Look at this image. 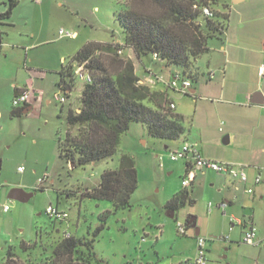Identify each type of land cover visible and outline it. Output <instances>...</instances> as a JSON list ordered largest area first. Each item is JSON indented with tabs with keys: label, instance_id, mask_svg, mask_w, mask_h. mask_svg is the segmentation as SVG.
<instances>
[{
	"label": "rangeland",
	"instance_id": "374dc122",
	"mask_svg": "<svg viewBox=\"0 0 264 264\" xmlns=\"http://www.w3.org/2000/svg\"><path fill=\"white\" fill-rule=\"evenodd\" d=\"M5 4L6 0H0L3 11ZM138 4L137 0H19L8 22H21V26L14 30L1 28L5 45L14 39L26 45L36 41L37 47L28 52L27 64L44 72L46 77L40 84L43 87L41 91L45 93L43 99H49L50 103L43 101L34 104L27 113L11 115L12 101L8 102L3 97L4 92L0 91V147L3 145L2 152L5 151L0 184H7L0 189V196L4 195L10 207L6 215L2 214L0 207V261L9 246L22 258L30 255L33 260L44 261L51 256L49 250L54 241L63 234H69L92 242L89 249L100 261L98 264H170V260L175 264H188V260L192 261L195 257L191 255L194 228H187L186 235L179 236L177 224L186 226L187 212L190 211L197 218V228L206 229L210 218L206 207L209 202L213 203V212L222 215L215 208L217 200L202 194L194 197L190 206L174 211V218L167 215L165 205L181 187L184 161H171L169 151L173 144L150 137L142 123L130 124L129 130L121 135L118 150L111 158L72 167L59 157L57 138L68 127L67 110L77 107L82 82L75 80L60 111L61 105L53 99L55 94L62 95L54 69L67 65L70 58L87 43L120 41L122 28L118 13L131 6H145ZM17 30L25 33L22 38ZM33 33L34 40L31 39ZM70 34L74 36L70 37ZM120 57H129L138 64L131 51H122ZM21 58H24L23 53ZM205 58L201 55L198 62ZM9 60V64L15 66V56H10ZM141 62L152 70L155 77L160 78L151 86L156 90L163 89V78L167 80L171 71L175 70L172 66L165 67L164 63L152 60L150 55L141 57ZM198 64L193 67V72L198 75L194 86L200 81ZM137 75L145 77L142 71H137ZM173 97L177 105L181 103V96L173 94ZM184 108L189 109L185 104ZM143 141L147 143L143 144ZM164 146H169V149ZM122 154L134 159L137 188L129 199V207L114 212L110 202L89 199L83 194L98 185L103 171L118 167ZM18 167L24 171L18 173ZM39 179L44 180L42 190L37 189ZM23 181L28 185V190L24 191L33 194L29 201L21 203L7 199L11 189L19 188L11 185ZM188 190L191 193L190 187ZM238 194L240 198L245 197L242 192ZM50 205L68 215L65 221H55L46 215L45 209ZM254 207L259 209L260 204L255 203ZM229 226L228 222L225 228L213 225L214 233L207 236L201 233L200 238L206 240L207 264H234V260L236 264H264V253L258 258L256 250L233 241ZM39 232L40 237L37 236ZM22 241L32 246L22 251ZM40 242L48 245L47 251L38 246ZM229 245L238 250L233 254V249H228ZM261 248L264 250V246ZM81 250L87 253L86 248ZM91 264L97 263L91 261Z\"/></svg>",
	"mask_w": 264,
	"mask_h": 264
},
{
	"label": "trees",
	"instance_id": "16d2710c",
	"mask_svg": "<svg viewBox=\"0 0 264 264\" xmlns=\"http://www.w3.org/2000/svg\"><path fill=\"white\" fill-rule=\"evenodd\" d=\"M137 1L145 6H131L125 12L118 13L122 28L120 41L87 43L58 72L57 86L62 92L59 96L64 99L56 101L61 105L60 111L75 80L82 82L77 107L67 110L68 127L57 138L59 157L72 167L113 157L118 150L121 135L129 130L133 122L142 123L150 137L161 141H177L186 133L182 117L175 113L172 95L178 93L190 96L188 91H181L182 82H190L188 89L198 82V75L193 72L194 64L199 56L207 52L209 40L222 37L226 30L227 16L215 11L221 0ZM18 2L6 1V9L0 13V26L10 18ZM205 8L212 11V17L203 14ZM2 36L0 31V52ZM124 50L131 51L140 65L141 57L150 55L152 60L164 63L165 67H174L170 77L167 80L163 78V89L156 90L144 83L145 78H139L136 74L135 61L129 57H120ZM77 68L82 69L83 78L75 73ZM146 75L153 79L155 77L152 70H148ZM87 76L90 81H87ZM173 79L177 82L176 88L171 86ZM171 104L174 108L170 107ZM27 108L28 105L13 108L11 115H17ZM186 167L187 164L185 173ZM187 187L175 193L165 208L177 211L193 204ZM136 188L134 159L128 154H122L118 167L103 171L98 185L86 191L83 197L108 201L115 212L129 207V199ZM37 189L42 190L41 185ZM192 218H187L185 233L177 232L179 236L186 235L187 228L194 223L192 221L187 224ZM37 236L40 237L41 233H37ZM91 244L63 234L54 241L49 250L51 256L44 261L33 260L30 255L22 258L8 247L5 259L0 264H91V261L98 264L100 261L95 259L89 249ZM31 246L23 241L20 244L22 251ZM38 246L44 251L49 248L41 242ZM82 248H86L87 253Z\"/></svg>",
	"mask_w": 264,
	"mask_h": 264
},
{
	"label": "crops",
	"instance_id": "0c3cea01",
	"mask_svg": "<svg viewBox=\"0 0 264 264\" xmlns=\"http://www.w3.org/2000/svg\"><path fill=\"white\" fill-rule=\"evenodd\" d=\"M17 6L12 11L10 20ZM4 11L0 9V13ZM215 11L226 14V30L220 39L208 41V50L203 54L206 56L203 61L198 62L200 56L197 58L195 63H199L200 81L189 89L190 96L175 93L181 96V103L177 105L172 95L175 113L182 117L186 133L179 140L170 142L173 146L169 152L178 149L184 143L192 144L196 146L202 158L242 167L248 177V182L243 184L228 175L218 174L211 170L196 172L195 179L188 185L192 200L198 194L217 200L215 208L222 215L213 212V203L209 202L212 208L208 212V203L206 207L210 218L206 229L201 227L198 229L197 218L193 216L194 219H191V222L194 221L195 226L191 228H194L195 238H192V257L195 256L197 249L196 238L200 237L201 233L206 236L210 235L215 232L211 226L221 225L225 228L228 222L230 223V235L236 243L243 244V234L250 227L255 229L260 244L244 245L256 250L259 258L264 253L261 248L264 246V187L263 185L254 186L253 179L258 173L264 174V104L252 103L251 99L256 92H261L264 99V78L258 75L259 67L264 65V0H221ZM9 19L2 23L0 31L3 26L8 27V30L21 26V22H8ZM8 30L6 29L5 32L8 33ZM22 30H17L20 38L22 34H25ZM34 37V33L31 34V39L34 40ZM35 47H37L36 41L34 44L26 45L23 41L14 39L8 45L1 43L0 52V91L4 92L3 97L11 102L17 93L30 88L34 96L41 94V101L33 100L27 104L30 110L34 104H40L43 101L46 104L50 103L49 99H43L45 93L41 91L43 87L40 84L46 77L44 72L27 64L28 52ZM22 53L24 58H21ZM10 56H15V66L12 63L9 64ZM21 63H23V68H21ZM140 63L141 65L138 63L140 66L135 64L136 74L137 71H142L146 79V72L150 69L145 67L141 60ZM61 68L54 69V71L58 74ZM184 104L190 110L185 109ZM1 117L2 112L0 111ZM146 143L143 141V144ZM2 147L3 145L0 147V175L2 159L5 155ZM164 148L169 149V146H164ZM185 166L184 162L182 179L185 176ZM17 170L18 173L24 171L20 167ZM43 181L42 179V183ZM6 185L0 184V189ZM11 186L28 190L25 181ZM250 187H253V193L247 194L246 189ZM181 189L182 186L177 192ZM239 192H242L245 197L240 198L239 194L236 195ZM255 203L260 204L259 209L254 207ZM6 204L4 195L1 194L0 207L3 215L10 211L3 210L2 207ZM55 208L58 210L57 207ZM166 212L167 215L173 214L172 218L176 214L168 209ZM190 213V211L187 212L186 218L192 216ZM196 232L198 235L195 234ZM70 236L65 234V237ZM228 249H233V254L238 250L232 245H229ZM4 259L5 254L0 263ZM169 263L175 264L172 260ZM234 264H236L235 260Z\"/></svg>",
	"mask_w": 264,
	"mask_h": 264
},
{
	"label": "built area",
	"instance_id": "2783aa9c",
	"mask_svg": "<svg viewBox=\"0 0 264 264\" xmlns=\"http://www.w3.org/2000/svg\"><path fill=\"white\" fill-rule=\"evenodd\" d=\"M203 14L207 17H212L213 13L211 10L205 8L203 9ZM62 33V32H60ZM70 37H73L74 34H70ZM75 73L79 75L81 78L84 77L82 75V69L77 68ZM258 75L260 78H264V65H261L258 69ZM87 81H90V78L87 76ZM160 79H153L150 75L144 79V83L154 86L156 83H158ZM140 83H143L140 82ZM172 87H177V82L175 79L171 82ZM190 82L188 80H184L182 82L181 91H189ZM55 101H63V97H60L59 95H54ZM33 100L41 101V94L34 96V92L28 88L20 91L17 93L14 98L12 99V107L13 108H21L24 105L29 104ZM171 108H174V105H170ZM169 157L171 161H179L183 160L186 164V173L184 178L181 181L182 187H187L194 179L195 174L198 171L202 170H211L218 174L228 175L234 179L239 180V182L245 184L248 182V177L245 171L242 167H238L232 164H225V163H218L212 160L204 159L200 156L198 149L195 145L184 143L181 145L178 149L169 152ZM42 184V179L38 180V185ZM253 185H263L264 187V174L258 173L254 179H253ZM247 194L253 193V187L246 189ZM212 208V204H208V212H210ZM10 207L8 204L3 206L4 211H9ZM46 215H48L50 218L54 220H65L67 218V214L65 212H59L56 208H53L52 206L46 208L45 210ZM237 223H240L237 221ZM177 232L179 234L185 233V228L182 224H177ZM242 243L246 245H259L260 242L257 238V234L254 228L250 227L242 236ZM196 254L192 261H190L188 264H207L206 260V250H205V244L206 240L200 237L196 238Z\"/></svg>",
	"mask_w": 264,
	"mask_h": 264
},
{
	"label": "water",
	"instance_id": "95a60500",
	"mask_svg": "<svg viewBox=\"0 0 264 264\" xmlns=\"http://www.w3.org/2000/svg\"><path fill=\"white\" fill-rule=\"evenodd\" d=\"M251 102L252 103H255V104H259V105H263L264 104V99H263V96L261 94V92H256L253 94L252 96V99H251ZM30 110V108L28 109H25L23 111V113H27L28 111ZM72 166V165H71ZM33 196L32 193H27L25 192L24 190L20 189V188H14V189H11L8 194H7V199L9 200H16L18 202H21V203H25L27 202L31 197ZM170 218L173 217V214L171 215H168ZM194 218H192L193 220ZM191 223V220H189V222L187 224H190ZM192 226L194 227L195 224H192ZM196 235H198V232L195 233Z\"/></svg>",
	"mask_w": 264,
	"mask_h": 264
}]
</instances>
